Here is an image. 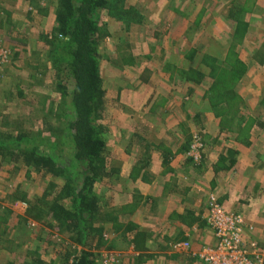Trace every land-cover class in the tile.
Listing matches in <instances>:
<instances>
[{
	"label": "rangeland",
	"instance_id": "obj_1",
	"mask_svg": "<svg viewBox=\"0 0 264 264\" xmlns=\"http://www.w3.org/2000/svg\"><path fill=\"white\" fill-rule=\"evenodd\" d=\"M57 3L58 0H0V138L27 133L34 139L56 144L60 149L65 145L63 124L67 110L65 101L56 88L57 75L49 58L48 50L51 48L47 44V39L52 38V33L57 28ZM112 4V8L102 12L105 33L101 48L104 88L111 95L106 117L102 120V124L106 122L109 131L105 135V162L110 175L95 186L101 208L100 220L95 225L96 237L91 246L83 248L76 244L67 227H62L53 218L50 203L65 184L66 177L57 178L39 172L33 166H26L23 159H15L4 152L0 154V264H34L37 259L42 264H76L75 258L83 249L94 253L96 264H208L200 256L207 249L217 247V241L213 242L212 239V242H206L202 250H198L202 246H198L199 239L204 240V243L208 235L215 237L211 233L213 230L208 220L209 212L205 219L210 230L199 220L196 221L198 227L194 225L191 234L189 226L182 220L192 219H182L172 211L175 202L170 198L168 200V188L160 196H167L161 198L162 204L171 202V205L165 213L157 212V209L163 210V205L157 207L154 203L160 201L154 200V190L163 185L164 179H158L157 174L152 171L159 163L158 160L154 161L153 154L167 158L171 138L165 137V131L168 126H172L170 121L173 116L181 114L183 119L186 118L182 123L195 119L199 121L195 123L203 126L204 123L200 121L206 116L205 125L215 119L224 130L225 127L233 128L229 108L237 104L234 112L244 111L245 107H241L244 103L236 102L235 99L229 100L224 94L221 96L222 86L215 93L209 91V84L200 87V94L191 99L192 101L187 100L177 86H169L171 77L166 80L167 86L163 82L162 72H153L149 68L158 65L163 70L161 60L167 57L165 62H178L187 51L170 50L164 57H158L156 51L148 58L139 46L146 43L147 37L154 35L153 30L156 27L160 30L157 31L159 40L172 34L168 25L169 16L173 15L186 22L188 20L189 25L184 34L193 40L200 39L201 52L208 55L207 59L221 58L220 65L212 61L213 68L210 70L214 81L217 74H221L220 78L224 75V79H229L226 83L228 88L233 81L236 87L241 81L240 98H246L250 94L251 99L254 92L264 91V0H112ZM232 9L239 10L234 17H231ZM212 15L219 16L218 21L222 25L216 27L215 24H208ZM230 25H234L233 29L238 25L243 30V38L238 33L229 31ZM229 32L232 37L226 36ZM166 38L167 43L173 45L171 38ZM234 42L241 43L238 45ZM190 62L195 63L191 57ZM244 62H250L249 67ZM206 63L212 66L208 60ZM237 72L242 74L237 75ZM119 82L122 86L116 87ZM132 93H138L140 101H147L146 97L150 96V114L154 117L152 98L156 96L157 126L154 128L157 133L154 129L151 133H144L142 130V126L146 128L154 118L144 116L143 110V116L138 117L140 121L137 125L132 116L134 113L122 103V97ZM171 94L176 101L172 99L170 103H166V98H171ZM179 96L182 102L177 101ZM253 105V108L259 109L257 113L264 115V107L260 108L264 104L255 102ZM160 109L161 113L158 112ZM204 111L214 115H210L211 121L207 119V114H203L206 113ZM167 122L169 124L166 125ZM244 125L242 127L246 128ZM247 126L252 127L253 123L249 125L248 122ZM205 130V126L203 129L197 127L192 132L190 129L186 138V132H182L183 140L178 142L183 147L179 153H183L188 162V166L181 168L183 173H177L182 177L178 185L175 184L180 192L179 196L187 184L191 186V181L194 188H197L194 178L197 172H201L198 166L203 160L204 148L206 150V146H211V142L205 140ZM196 139L202 144L200 157L197 159L192 150ZM151 146H157L160 150L152 152ZM159 161L161 163L160 157ZM261 161L264 162L262 159ZM215 164L212 167L215 173L226 171L225 162L219 160ZM160 168L164 177L166 168L162 165ZM190 171L193 173L190 174ZM243 172V168H235L231 176H243ZM226 182L224 180L223 183ZM228 185L235 192L230 197L228 186L216 184L218 191H221L220 197L214 193L216 188L213 191L204 184L199 188L208 190V203L215 198L227 213L240 214L246 221L242 208L245 206L246 209L249 204L238 201L240 190H235L232 181ZM63 204L70 207L69 202L63 201ZM145 209L154 215L153 219L165 215L164 222L157 223L166 225L168 229H163V225V231L158 236L142 229V221L144 224L152 221V218H142ZM133 214L137 220H134ZM201 216L203 219L204 216ZM172 221L182 226L171 230ZM246 223V248L249 252L257 248L259 257L252 258L250 255L253 264H264V246L260 243L258 246L259 241L249 239L247 231L251 232L254 227L248 220ZM180 243H187L188 246L178 247L177 244ZM252 244H256V247H252Z\"/></svg>",
	"mask_w": 264,
	"mask_h": 264
},
{
	"label": "crops",
	"instance_id": "obj_2",
	"mask_svg": "<svg viewBox=\"0 0 264 264\" xmlns=\"http://www.w3.org/2000/svg\"><path fill=\"white\" fill-rule=\"evenodd\" d=\"M218 19H219V16L216 17L212 15L210 16L208 20V24H215L216 27L217 25L219 26L222 25L221 23H219ZM168 21H169L168 25L172 29L171 30L172 34L165 35L163 40H159L158 39L159 37H157L159 36L158 35L159 33L157 31H160V30L157 29L156 27V29L153 30L154 35L150 36L149 38L147 37L146 43L140 44L139 49L143 50V54L148 58L150 56H153L156 51H158V57L167 56V53L170 50H186L187 52L183 54L182 56L183 59L182 60L180 59L178 62L171 61V60H166L165 62V59L167 57L161 60V63H163V67H164L163 70L161 69L162 67H159L158 65H155L154 67L149 66V68L153 72H157V73L162 72L161 76L163 78V82L167 86H168V83L166 82V80H169L171 77L169 86H173V85L177 86L179 90L183 92L186 99L189 101H192L191 99H194L196 95L200 94V90H199L200 87H205L206 85L209 84L208 86L209 91L215 93L216 91H219V87L222 86L223 91L220 92V95L222 96L224 94L227 98H229V100L235 99L236 102L243 101L244 104L241 107H245V110L244 111L239 110V112L237 110V112H234L233 109L235 108V105L237 104L232 105L231 107L229 106L230 107L229 110H231V112H229V117H231L230 120L233 121L232 122L233 128H231V126L225 127L224 130L223 128L218 126V123L216 122L215 119L211 121L210 117L212 116L210 115H213L212 113L204 111L206 113H203V114H207V119H210L211 122L209 121L210 124L207 123L208 125H205L206 121L204 120L206 116H204V120L202 117L200 122L204 123V126L206 128V130L203 131L205 135L204 137H205V140L207 139L208 141L211 142V146L210 147L206 146V150L204 148V154H203V160H202L203 162L201 161L200 165L198 166L201 169V172H197L196 173L197 175L194 178L197 184V188L196 189L194 188L195 185H193L191 181V186L187 184L186 188L181 191V196H179L180 192L178 191V188H176L175 184L178 185V182L182 179V177L177 175V173H181L182 172L181 168L183 166H188V162L187 160H185L186 158L184 154L179 153L180 151H182L183 147H182L181 142L180 144H178V142L183 140L184 135L182 132H186L185 133V138H186L188 130L191 129V132H192L194 131L195 128L201 127L203 129L204 126L202 124L195 123V122H199L198 120L195 121V119L190 120L186 123H182L186 121V118L183 119L181 114L175 115L171 118L170 122L173 124L172 126H168L165 131V137L171 138V144L168 145V148H167L168 156L167 158H164L163 155L161 157L157 153L153 154L154 161L156 162L158 160L159 163L157 166L153 167L154 169L152 171L153 173L157 174L158 179L160 178L164 179L163 185L165 182V186L161 185L160 187L154 190L155 191L154 196H156L154 197V200H157V199L160 200V201H155L154 203L157 205V207H160L162 204L161 198H165L168 196L167 197L168 200L170 198L172 202H175V204H173L172 206L173 212H175L177 215H180V218L182 219L184 218L192 219V220L188 219L189 221L185 219L182 220L184 224L186 223L189 226L188 228L190 230V233L192 234V231H193L192 228H194V225L198 227V224H196V221L199 222V220L202 221V224H204L206 228L209 229L206 223V219H205L209 212V203H208L209 193L207 192L208 190L206 188L203 190V188H199V187L203 186L204 184L205 187L212 188V190L213 188H216V190L215 191L213 190V191L220 197L221 191L220 190L218 191L216 184L218 186H221V185L228 186L227 188L228 190H230L228 197H230L232 196V193H235L233 192L234 189L232 190L231 185H228L232 181V184H234L235 186V190H240L239 194H241V196L240 198H238V201H243V202L245 201L247 205L249 204V207H247L246 209L244 205H243L244 207L242 208L247 220L249 221V224L254 227V230H252L251 232L247 231V236L249 237V239L259 241L258 246L260 244L264 246V162L261 161V159L264 160V115L256 112V111H259V109L253 108L254 106L253 103L255 104V102L259 103L260 105L264 104L263 103L264 91L260 93L254 92L253 94L254 97L251 96V99L249 96L250 94H248L246 98L242 99L240 98V95H241L240 86L241 85L239 86L241 81L238 83L237 87L235 86V82L233 81L230 88H228L226 84L227 80L229 79L228 78L224 79L223 74H222L223 78H220L221 74L219 75L217 74L215 76V81H214V78L211 75V70L213 68L212 61L214 62V64L220 65L221 58L217 57V58L207 59L206 56L208 55L201 52L202 49L200 47L202 46H200V39L197 40V38H194L193 40V38L187 37L186 34H184L186 33L187 27L189 25L188 20L187 22L184 20H179V18L171 15L168 17ZM233 26L234 25L229 26V31L230 30L231 32L234 31V33L239 34L240 38H243V36L241 35L243 33V30H240V27L238 25H235L234 29H233ZM207 29H209V26L207 27ZM163 30H165V28ZM221 31H222V28H221ZM231 32H229L226 36L232 37ZM166 37L171 38V41L174 46L169 45L167 43ZM234 43L238 44L241 42H234ZM254 50H256V48ZM171 57L173 58L174 55H172ZM190 57L193 60V62H195L196 64L195 63L192 64V62H190ZM207 60L209 61V64L212 65L211 67L207 65L206 63ZM249 63L250 62H244V64L248 67H249ZM189 64H192V65H189ZM236 74L240 75L242 73L237 72ZM118 86H122V83L119 82L116 87ZM136 86H139V85H136ZM134 87H135V84H134ZM168 90H171V88H169ZM107 92H109V90H107ZM141 93L143 94L145 92H141ZM107 94L109 95V96L107 95V101H106L107 106H108L110 105L111 99L109 97L111 95L109 93ZM137 94L138 93H136V95H134L133 93L131 95L125 94V96L122 97V103L124 104V106L127 105V108L130 110L131 113H134L132 114V116L134 117V121L137 123V125L139 124V121H140L138 117H142L143 115L144 116L149 115L155 119L153 122H151L149 126H146V128L142 126L143 127L142 130L144 131V133H146L147 131L151 133L150 131H152L153 129L155 131L156 128L154 127L157 126V124L155 123L157 122L156 101H155L156 96L154 95L152 98V102L154 106L152 111H154V114H155V117H154L152 113L150 114L151 107H152L150 96L146 97L147 101H142V100L140 101L139 98L137 97ZM172 95L173 94H171V98L169 97L166 98V103L168 102L170 103L172 101L173 99ZM180 96L177 101L182 102V100L180 99ZM263 107L264 105H262L260 108L263 109ZM143 110H144V113L142 115L141 111ZM161 110L162 109H160V111L158 112L161 113ZM181 113H182V105H181ZM248 122H249V125L253 123V126L248 127L247 126ZM190 123H192L193 125H190ZM167 124H169V122H167L166 125ZM243 125L246 126V128H243L242 127ZM102 126H103L102 127L103 138L106 141L105 135L107 134V131H108L106 128L107 127L106 122L102 124ZM157 132L158 131L156 130L155 133ZM190 147L191 145H189V148ZM158 149L159 148L157 146H151L152 152H158L156 151ZM171 152H173L174 154L172 155ZM159 157L161 158V163L159 161ZM219 160L227 164L224 167L226 171H224L223 173H220V171L215 173L214 168H212L214 167L213 164L217 163ZM161 165L166 168L164 177H163L162 170L160 168ZM235 168H240V170L241 168H243L244 169L243 176L232 177L231 172L232 171L234 172ZM212 172H213V175H212ZM189 173L192 174L193 172L190 171ZM218 176H220V178ZM224 180L227 181L226 184L223 183ZM167 183H170V184L167 185ZM165 188H168L166 191L167 196L166 195L160 196V195H163L161 194V192H165ZM194 189L196 191H194ZM219 189L221 188L219 187ZM200 190L201 192H199ZM204 200H206V202H204ZM220 201H221V198H220ZM162 205H163L164 211L161 209H157L158 210L157 212L160 213L161 211L165 213V211L170 207L171 202L165 203ZM198 207L200 209L199 211H198ZM143 211H145V213L143 212L142 218H149V219L152 218L151 219L152 221L148 224H144L141 218L142 229L148 232H151L156 236L160 235V233H162L163 231L161 227H163L164 224H158L157 221L164 222L165 215H162V217L158 219L156 218L153 219L152 216L154 215L151 212L149 213V210L147 211V209H145ZM136 212H138V209L136 210ZM134 214L136 215V213ZM134 214H133V217L135 216ZM201 214L204 216L203 219H201L202 218ZM134 220H137L136 216L134 217ZM170 225L172 226L171 230H174V227L182 226L181 224L173 223V221ZM163 229H168V228L166 227V225H164ZM201 231L198 234H200ZM211 233L212 235H214L212 231ZM212 239L214 240L213 242H215L216 240L215 237L212 236L211 238V235H208L204 243H202V241L204 240L199 239L200 244L198 246H201V245L202 246L198 250H202L206 242H212ZM196 264H201V262L200 263L197 262Z\"/></svg>",
	"mask_w": 264,
	"mask_h": 264
},
{
	"label": "trees",
	"instance_id": "obj_3",
	"mask_svg": "<svg viewBox=\"0 0 264 264\" xmlns=\"http://www.w3.org/2000/svg\"><path fill=\"white\" fill-rule=\"evenodd\" d=\"M112 6V0H58L57 3V28L47 44L57 75L56 88L67 110L63 133L68 146L60 149L27 133L0 138V154L5 152L15 159L21 158L26 166H33L39 172L66 177L50 203V212L83 248L93 243L95 225L101 217L95 186L110 175L102 131L108 92L102 77L101 48L105 33L102 12ZM231 13L234 17L239 10L232 9ZM63 201L69 202L70 207ZM99 245L102 244L99 242ZM75 262L96 264L95 255L83 249ZM34 264L42 261L37 259Z\"/></svg>",
	"mask_w": 264,
	"mask_h": 264
},
{
	"label": "built area",
	"instance_id": "obj_4",
	"mask_svg": "<svg viewBox=\"0 0 264 264\" xmlns=\"http://www.w3.org/2000/svg\"><path fill=\"white\" fill-rule=\"evenodd\" d=\"M202 144L199 139L193 144L192 150L196 153V159L200 157ZM209 223L217 241L216 248L207 249L201 259L208 264H253L252 258L259 259L257 248L252 252L246 248L244 242V230L247 225L240 214L227 213L215 198L209 202ZM252 229V228H251ZM188 244H177L178 247ZM256 247V244H252ZM262 262V260H261Z\"/></svg>",
	"mask_w": 264,
	"mask_h": 264
}]
</instances>
